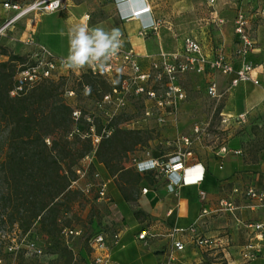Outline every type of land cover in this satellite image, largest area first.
<instances>
[{
	"label": "crops",
	"instance_id": "obj_1",
	"mask_svg": "<svg viewBox=\"0 0 264 264\" xmlns=\"http://www.w3.org/2000/svg\"><path fill=\"white\" fill-rule=\"evenodd\" d=\"M215 0L210 6L208 0H66L62 9L56 12H47L52 19L45 23L40 21L38 12H30L20 18L10 31L15 33L8 39L10 47L20 46L21 50L28 51L32 46L26 41L29 37L44 45L53 55L65 57L69 51L68 31L80 25L92 28H102L106 32L112 28H119L123 40L139 56L143 69H148L151 58H156L161 52H177L182 43L178 36L185 33H200L204 26L215 16L224 19L221 27L214 26L208 30L206 37L208 55H213L212 48L223 47L224 53L237 70L241 63L236 56L237 36L235 34V19L239 11H243L250 22V32L256 42V50L250 59L259 64L252 72V77L260 80V85L251 81L240 82L232 88V92L225 107L227 112H248L247 119L264 112V15L261 9L264 0ZM149 6L148 16L160 19L161 25L156 31L140 34L141 23L146 15L134 17L133 11ZM15 10H6L0 3V26ZM90 16L86 20V15ZM210 48V50H209ZM61 49L62 53L54 54ZM235 72L222 74L212 70L204 73L188 72L180 75L179 84L188 96L185 80L190 75H203L215 80L222 90L229 86ZM186 100V99H185ZM185 100L181 103L180 110ZM238 104L242 107L237 112ZM235 114V115H236ZM171 115V114H170ZM173 115L166 117L167 121L175 124ZM166 121V122H167ZM247 141L244 138L230 140L227 145L231 149L227 154L219 150L209 151L208 154H199L188 157L187 165L198 164L196 171L183 173L184 180L191 182L169 192V182L165 173L155 171L136 172L141 175L136 185L138 196L132 202L124 197L120 186L111 183L106 176L109 189L115 199L118 217L114 225L121 232L120 243L111 249V258L115 264H166L169 255L173 253L171 264H199L206 261L207 255L214 257L211 264H233L240 258L243 246L248 242L252 231L238 225L233 216L227 212H214L219 201L232 197L234 187L253 185L264 189V148L254 153L247 151ZM233 150H241L236 154ZM171 155V154H169ZM161 157L147 154L140 160ZM100 169L107 175L108 168L100 163ZM204 170L203 179L200 181ZM190 175L191 177L189 178ZM188 176V177H187ZM114 175L112 178H115ZM190 179V180H187ZM105 180V178H104ZM147 188L146 193L143 189ZM204 192V195H201ZM237 214L244 221H264V204L258 205L255 200H248L241 195L235 196ZM204 208L211 213L202 216ZM134 210L147 214L145 221L138 219ZM197 222V230L204 236L216 239V243L206 252L193 245L189 232L177 233L174 237L170 232L175 227H189ZM148 231L145 239L139 238V233ZM179 240L185 249L177 251L173 242ZM261 251L248 264H264V238L260 241ZM91 253L86 257L88 260Z\"/></svg>",
	"mask_w": 264,
	"mask_h": 264
},
{
	"label": "rangeland",
	"instance_id": "obj_2",
	"mask_svg": "<svg viewBox=\"0 0 264 264\" xmlns=\"http://www.w3.org/2000/svg\"><path fill=\"white\" fill-rule=\"evenodd\" d=\"M5 1L17 2L24 8L34 0H0L2 7ZM239 2L240 0L237 2L238 6H240ZM38 13L42 23L52 19L47 12ZM16 22L5 29L4 35H0V62L8 60L12 53L26 56V63L15 61L12 64L15 73H18L23 66L31 63L32 49L23 51L19 45L10 47L8 44V39L15 33L10 30ZM53 53L59 55L62 50L59 49ZM83 72L63 70L55 73L49 81H42L41 85L51 83L55 99H63L72 108L73 124L67 138L71 142L79 139V142L71 147L73 153L76 152L75 155H77L91 144L92 150L87 153L90 154L99 149L101 142L105 141L101 147L103 157L111 160L112 168L119 166L125 169L115 172L108 169L107 175H104L100 169V163L105 166L106 164L100 159L94 158L91 164L85 160V157L78 160L74 168L83 170V167H87V173L82 176L77 170V183L71 188L73 193L59 201L61 211L58 214V227L82 228L85 236L96 227L111 229V226L118 222L116 202L112 191L108 199L99 198L100 183L107 182L106 179L109 177L112 180L111 183L122 184L120 187H123L133 198L131 200L133 202L139 194L138 187L134 184L137 174L135 162L147 154L161 156L164 160L169 154L186 148L194 155L208 154L209 151L219 150L230 140L240 138L248 140L247 151L249 153L264 148V112L244 122L232 119L228 123H222L221 112L231 116L236 114V112L225 111L233 90H228V86L224 87L221 90L223 96L219 100L210 98L207 94L208 77L206 76L190 75L187 77L185 86L188 96L182 105V110H179L176 115V123L173 124L169 121L161 122L156 118V114L164 117L171 116L166 110H158L153 106L152 101L137 98L132 93L127 94V103L119 110L115 104L102 103L104 95L109 93L113 87L121 88L125 85V75H82ZM242 85L243 83H240L239 87ZM161 87V84H156V88ZM148 107L151 108L150 116L145 114V109ZM238 107L237 112H240L242 107L239 104ZM109 123L119 130L114 137L112 133H106L108 131L106 126ZM196 128H199L198 133L195 131ZM98 135L102 136L99 143L94 140ZM198 135L199 138H197ZM184 136L192 139L191 146L186 147L182 143L180 138ZM51 140L52 138H47V144H50ZM114 175L116 177L112 178ZM107 186L109 189V182ZM134 214L141 221L147 218V214L140 210H134ZM31 229L37 234L38 242L44 248V254L32 259L22 257L21 264H84L91 251L85 237L77 239L74 244L76 260H72L63 247L56 243L54 236L42 230L39 222H35ZM21 233L22 230L17 224L3 225L0 228V255L3 254L4 244L11 237L19 236ZM206 258L205 264H211L214 261V257L210 255Z\"/></svg>",
	"mask_w": 264,
	"mask_h": 264
},
{
	"label": "built area",
	"instance_id": "obj_3",
	"mask_svg": "<svg viewBox=\"0 0 264 264\" xmlns=\"http://www.w3.org/2000/svg\"><path fill=\"white\" fill-rule=\"evenodd\" d=\"M65 1L34 0L24 8L17 2L5 1L3 7L8 10H15L17 13L11 16L0 27V35H4L5 29L24 15L30 12H56L63 8ZM208 3L213 7L215 0H208ZM150 12L151 8L149 6L140 7L133 11L132 16L134 17L146 15L145 21L141 23L140 34L142 35L148 34L150 30L156 31L162 23L160 19L148 16L147 14ZM261 14L264 15V7L261 9ZM89 18V14L86 15L87 21ZM223 24L224 19L215 16L213 20L211 19L204 26H201L200 33L189 32L178 36L182 43L181 49L171 53L161 52L156 58L150 57V66L146 70L143 69L139 56L122 38L123 47L108 63L103 66L93 64L75 71H88L95 76L125 75V85L121 88L113 87L109 93L104 95L103 104H115L117 110H119L125 107L127 94L132 93L137 98L152 101L155 108L166 110L174 116L173 120L176 121V115L180 110L181 103L186 99V93L178 82L180 75L184 73H204L207 70H212L229 75L235 72V77L230 81L228 90L236 87L240 82L251 81L255 85L261 84L259 79L252 77V72L259 67V64L250 59L251 54L256 50V42L250 32L249 19L243 11H239L235 19V34L237 36L235 53L241 63L240 67L235 70L229 57L224 53L222 46H218L217 48L211 47L213 55L206 53L208 44L205 36H207L208 30L214 26L219 28ZM26 43L32 46L30 53L31 63L25 65L18 73L15 85L10 92L12 96L24 94L42 81L50 79L55 73L69 70L61 63L62 58H66L67 56L58 57L53 55L44 45L31 37L27 39ZM157 83L161 84L162 87L156 88ZM207 94L210 98L216 100H219L223 96L217 82L213 79L208 83ZM145 110V114L150 116L151 108L148 107ZM155 116L161 122L167 121L164 116L158 114ZM221 116L222 123H228L232 119L244 122L247 120L248 112H241L235 116L221 112ZM195 131L198 133L199 128H196ZM106 133L110 134L111 131H106ZM101 137L99 135L95 136L94 140L99 143ZM197 138H199V135ZM180 139L186 147L191 146L193 143L192 139L188 136L181 137ZM230 151L231 149L227 144H224L220 148V152L223 154H227ZM233 152L236 154L242 153L241 150H233ZM190 156H192L191 150L188 148L184 150L180 149L168 155L166 160L162 157L137 160L135 167L139 172L155 171L165 173L169 180L167 184L169 192H176L178 187L191 183L184 180L183 173L187 171L194 172L199 166L198 164L187 165V159ZM94 158L95 151L88 154L85 160L91 164ZM78 172L84 176L87 173V167H83V170L79 169ZM203 174L204 170L200 181L203 179ZM76 183L77 181H74L73 185ZM107 185V182L100 183L98 192L100 199H108ZM147 191V188L143 189L144 193ZM201 195H204V192H201ZM236 195H241L248 200H255L258 205H261L264 204V189H258L253 185L244 188L236 186L232 190V197L220 200L214 210V212H227L231 214L238 225H242L252 231L248 242L241 250L239 260L233 263L248 264L261 251L260 241L264 238V221H244L236 212ZM209 213L211 211L208 208H204L202 216H206ZM186 232L191 234L193 245L204 252L216 243L215 238L204 236L197 230V222L186 228L175 227L171 230L170 235L174 237L177 233ZM33 233L32 230H29L25 233L22 232L19 236L11 237L4 244L3 254L0 255V264H21L20 259L22 257L30 259L41 257L44 254V248L39 244L38 238ZM120 233L119 230L111 231L104 229L99 231L97 229L85 236L82 228L66 226L61 230V236L70 248L74 249L77 239L84 237L87 239L88 246L91 249V256L88 260L85 259L84 264H115L111 258V249L120 243ZM148 234V231H142L139 233V238L145 239ZM173 246L177 251L185 249L184 243L179 240L174 241ZM173 260L174 255L171 253L166 264H171ZM199 264H205V261Z\"/></svg>",
	"mask_w": 264,
	"mask_h": 264
},
{
	"label": "trees",
	"instance_id": "obj_4",
	"mask_svg": "<svg viewBox=\"0 0 264 264\" xmlns=\"http://www.w3.org/2000/svg\"><path fill=\"white\" fill-rule=\"evenodd\" d=\"M15 61L26 63V56L12 53L8 60L0 62V228L17 224L25 233L39 222L42 230L54 236L56 243L75 260L74 249L61 236L66 226L58 227L59 201L73 193L71 188L79 170L74 167L88 155L92 145L77 155L73 153L71 147L79 139L71 142L67 138L73 124L72 108L63 99H55L51 83H40L24 94L11 95L18 73L24 68L15 73ZM84 74L92 75L88 71ZM106 129L113 137L119 131L110 123ZM49 137L52 140L47 144ZM104 143L95 151V158L112 172L124 170L119 166L112 168L111 160L103 157ZM140 177L137 173L134 184H138ZM121 189L127 200L133 199ZM97 229L107 228L100 226L92 231ZM109 230L118 228L113 224Z\"/></svg>",
	"mask_w": 264,
	"mask_h": 264
},
{
	"label": "clouds",
	"instance_id": "obj_5",
	"mask_svg": "<svg viewBox=\"0 0 264 264\" xmlns=\"http://www.w3.org/2000/svg\"><path fill=\"white\" fill-rule=\"evenodd\" d=\"M69 51L62 58V65L70 70L83 69L90 65L103 66L123 47L122 32L112 28L106 32L96 27L76 25L69 29Z\"/></svg>",
	"mask_w": 264,
	"mask_h": 264
},
{
	"label": "bare ground",
	"instance_id": "obj_6",
	"mask_svg": "<svg viewBox=\"0 0 264 264\" xmlns=\"http://www.w3.org/2000/svg\"><path fill=\"white\" fill-rule=\"evenodd\" d=\"M189 172H190V171H189ZM188 176H189V178L191 177L190 175H188ZM188 176H187V177H188ZM187 180H190V179L187 178Z\"/></svg>",
	"mask_w": 264,
	"mask_h": 264
}]
</instances>
